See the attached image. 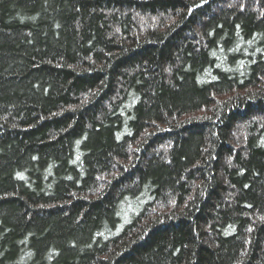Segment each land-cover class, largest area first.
I'll use <instances>...</instances> for the list:
<instances>
[{"label": "trees", "instance_id": "1", "mask_svg": "<svg viewBox=\"0 0 264 264\" xmlns=\"http://www.w3.org/2000/svg\"><path fill=\"white\" fill-rule=\"evenodd\" d=\"M0 264H264V0H0Z\"/></svg>", "mask_w": 264, "mask_h": 264}]
</instances>
